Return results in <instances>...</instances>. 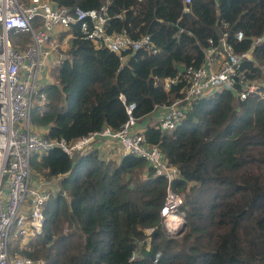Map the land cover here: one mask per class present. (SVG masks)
<instances>
[{
	"label": "trees",
	"instance_id": "trees-1",
	"mask_svg": "<svg viewBox=\"0 0 264 264\" xmlns=\"http://www.w3.org/2000/svg\"><path fill=\"white\" fill-rule=\"evenodd\" d=\"M53 1L88 9L105 0ZM182 6V0H110L108 31L148 33L158 48L138 49L124 64L72 23L32 123L46 129L45 137L69 142L104 125L119 128L126 104L135 103L139 119L183 93V77L168 91L164 78L177 75L179 65H199L208 39L225 30L223 21L237 52L264 33V0H191L185 12ZM237 29L245 35L240 41L233 38ZM252 54L242 68L264 90V40ZM158 123L148 122L144 135L179 169L173 186L186 222L179 236L166 232L160 215L166 180L143 157L128 153L117 161L96 147L70 157L53 147L33 155L31 168L46 178L67 175L44 205L35 247L24 253L45 264H264V100L220 89L195 99L176 127L161 130ZM147 227H153L149 241Z\"/></svg>",
	"mask_w": 264,
	"mask_h": 264
},
{
	"label": "built area",
	"instance_id": "built-area-1",
	"mask_svg": "<svg viewBox=\"0 0 264 264\" xmlns=\"http://www.w3.org/2000/svg\"><path fill=\"white\" fill-rule=\"evenodd\" d=\"M109 1L105 0L97 8L84 9L58 5L53 0H0V264H45L43 259L20 254L14 248L28 247L34 236L41 233L44 205L51 191L59 189L56 180L52 186L31 177L32 156L39 157L53 147H60L72 157L89 150L97 139L113 140L123 155L131 153L143 157L154 174L166 180L160 215L167 233L174 234L184 221L183 214L178 212L182 195L173 186V181L180 176L179 169L156 144L146 140L144 129L137 127L138 119L132 115L134 102L126 104L128 118L119 128L104 125L71 142L63 137L47 138L32 123V108L35 104L42 108L46 101L42 89L44 74L61 58L55 34L57 28L68 29L78 22L84 38L115 52L121 64L138 49L157 51L148 33L132 37L125 30L108 31ZM190 2L182 0V11H189ZM222 26L225 30L216 38H209L207 46L203 47V60L199 65H179L177 75L164 78L166 91L181 77L185 79V87L182 94L156 104L150 112H158L153 116L161 130L176 127L195 99L216 90H232L240 99L253 95L264 100L263 82L260 78L248 77L242 68L244 59L254 60L252 50L264 40V33L252 36L249 47L237 52L228 39L229 23L223 21ZM22 33L27 34L29 40L23 45L13 43L11 34ZM244 37L241 29L233 32L237 41ZM60 177L58 175L57 179ZM152 230L153 227L144 228L147 238ZM135 257L133 252L130 259Z\"/></svg>",
	"mask_w": 264,
	"mask_h": 264
},
{
	"label": "crops",
	"instance_id": "crops-1",
	"mask_svg": "<svg viewBox=\"0 0 264 264\" xmlns=\"http://www.w3.org/2000/svg\"><path fill=\"white\" fill-rule=\"evenodd\" d=\"M55 34L58 36L59 43H60L58 51H62L61 53L59 52L62 55L64 50H66L68 48V46H69V40H70V37H71V31H68L67 29L57 28L55 30ZM20 42L21 41H19L16 44H19ZM54 65L55 64L51 65L50 68H52ZM50 68H48L46 71H49ZM45 75H46V73H45ZM50 82H54V78H53V80H51V77H50V74H49L48 76L46 75L44 83H50ZM151 117H154V116H151ZM150 118H148L146 120V123H144L143 126H141L140 123H137V127L144 129V127L147 125V122L150 120ZM38 129H39V131L41 133H44L46 131V129L43 128V127H38ZM91 147L98 148L100 153L104 154L106 157L114 158L117 161L123 156V154L121 153V150H119L117 148V144L113 140H110V139H107V138L97 139L95 142H93ZM54 177L57 178V176H54Z\"/></svg>",
	"mask_w": 264,
	"mask_h": 264
},
{
	"label": "rangeland",
	"instance_id": "rangeland-1",
	"mask_svg": "<svg viewBox=\"0 0 264 264\" xmlns=\"http://www.w3.org/2000/svg\"><path fill=\"white\" fill-rule=\"evenodd\" d=\"M10 38H11V40H12V42L13 43H18L19 41H21L19 44L20 45H22V44H24V43H26L28 40H29V36H27V34H17V35H13V34H11V36H10ZM60 53L62 52V51H59ZM50 74V77H51V80H53V78H52V74H51V68L49 69V71H47L46 72V75L48 76ZM46 75L44 74V76L46 77ZM153 114H158V112H156V113H151V114H149L148 116H146V117H144V118H139L138 120H137V122L138 123H140V125L141 126H143L144 125V123H146V120L148 119V118H150L151 116H153ZM154 117H151L150 118V120L148 121V122H150L152 119H153ZM147 122V123H148ZM37 127V126H36ZM38 128V127H37ZM31 177L33 178V179H35V180H39V181H41L42 182V184H52V186H54L55 184H54V182H53V180H56V181H58V179L57 178H55V177H50V178H46L44 175H42L40 172H38V171H34L33 169H32V172H31ZM54 188V187H53ZM58 189V188H57ZM57 189H53L52 191H51V195H50V197L51 198H53L54 197V195L57 193ZM62 194H63V196L64 197H68V193H67V191L66 190H64L63 192H62ZM181 194V193H180ZM164 226V225H163ZM165 228V227H164ZM37 235H39V234H36L35 236H34V238H33V240L30 242V244H29V246L28 247H26V248H23V249H15L14 248V251L16 250L17 252H19L20 254H26V253H24V250H33V248L35 247L34 245L36 244V242H37ZM170 236H179V235H176V234H169ZM146 241H149L150 240V237H146V239H145ZM34 241H35V244H34ZM43 259V258H42ZM44 260V259H43ZM45 262V261H44Z\"/></svg>",
	"mask_w": 264,
	"mask_h": 264
},
{
	"label": "water",
	"instance_id": "water-1",
	"mask_svg": "<svg viewBox=\"0 0 264 264\" xmlns=\"http://www.w3.org/2000/svg\"><path fill=\"white\" fill-rule=\"evenodd\" d=\"M66 175H67V173H64V174L62 175V177L66 176ZM185 226H186V222H185V220H184V221L182 222V224L176 229V231L174 232V234H176V235L181 234V233L184 231Z\"/></svg>",
	"mask_w": 264,
	"mask_h": 264
},
{
	"label": "clouds",
	"instance_id": "clouds-1",
	"mask_svg": "<svg viewBox=\"0 0 264 264\" xmlns=\"http://www.w3.org/2000/svg\"><path fill=\"white\" fill-rule=\"evenodd\" d=\"M185 220V219H184ZM165 227V226H164ZM166 230V229H165ZM167 232V231H166Z\"/></svg>",
	"mask_w": 264,
	"mask_h": 264
}]
</instances>
